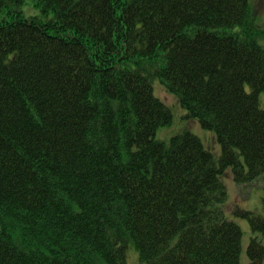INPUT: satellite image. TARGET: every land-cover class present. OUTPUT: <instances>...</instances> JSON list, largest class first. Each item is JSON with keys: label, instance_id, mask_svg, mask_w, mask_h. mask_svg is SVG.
Wrapping results in <instances>:
<instances>
[{"label": "trees", "instance_id": "obj_1", "mask_svg": "<svg viewBox=\"0 0 264 264\" xmlns=\"http://www.w3.org/2000/svg\"><path fill=\"white\" fill-rule=\"evenodd\" d=\"M260 16L253 0H0V264H242L221 175L264 178ZM157 79L221 159L191 132L157 139L173 120ZM236 214L264 236V215ZM247 254L264 264L258 235Z\"/></svg>", "mask_w": 264, "mask_h": 264}, {"label": "rangeland", "instance_id": "obj_2", "mask_svg": "<svg viewBox=\"0 0 264 264\" xmlns=\"http://www.w3.org/2000/svg\"><path fill=\"white\" fill-rule=\"evenodd\" d=\"M256 3L258 12L261 14L259 21L264 25V0H253ZM28 9V7H25ZM159 79L154 81V91L157 97L163 100L166 106L170 109L173 115V121L170 125L163 127L157 133V139L162 141L169 140L172 136L183 134L184 132H191L197 135L203 142L204 146L210 150L216 157L220 156L222 147L220 141L216 139L214 131L203 128L202 124L196 118H188V111L182 107L180 101L170 93ZM249 90V86H246ZM261 104L264 106V92L260 95ZM221 159V157H220ZM231 167L224 171L221 175L222 180L225 182L228 191V200L224 206L226 217L233 220L242 227L243 237V254L242 264H250L247 250L251 241V237L258 235L264 242L262 233H253L251 231L249 221L235 213V209L247 210L255 214L264 215V180H259L252 184L239 185L231 173ZM129 264H140L138 257L135 253H130Z\"/></svg>", "mask_w": 264, "mask_h": 264}]
</instances>
